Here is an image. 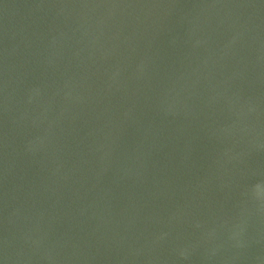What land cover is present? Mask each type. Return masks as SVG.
Here are the masks:
<instances>
[{
	"label": "water",
	"instance_id": "obj_1",
	"mask_svg": "<svg viewBox=\"0 0 264 264\" xmlns=\"http://www.w3.org/2000/svg\"><path fill=\"white\" fill-rule=\"evenodd\" d=\"M0 264H264V0H0Z\"/></svg>",
	"mask_w": 264,
	"mask_h": 264
}]
</instances>
